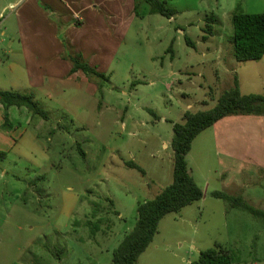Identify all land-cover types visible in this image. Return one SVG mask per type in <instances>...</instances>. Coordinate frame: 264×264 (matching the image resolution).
Returning a JSON list of instances; mask_svg holds the SVG:
<instances>
[{
    "label": "rangeland",
    "instance_id": "1",
    "mask_svg": "<svg viewBox=\"0 0 264 264\" xmlns=\"http://www.w3.org/2000/svg\"><path fill=\"white\" fill-rule=\"evenodd\" d=\"M165 1L178 11L171 19L137 0L114 60L92 67L107 78L92 77L95 95L86 84L64 83L49 88L51 99L47 89L35 98L49 114L39 139L0 162V264H112L138 204L173 181V125L188 111L212 109L234 78L242 95H264V58L238 63L231 43L233 13H264V0ZM212 15L215 34L204 40ZM257 122L263 128L264 116L232 115L197 137L187 160L204 197L166 216L137 264H192L217 244L234 249L241 264H264V224L209 194L229 188L264 206Z\"/></svg>",
    "mask_w": 264,
    "mask_h": 264
},
{
    "label": "crops",
    "instance_id": "2",
    "mask_svg": "<svg viewBox=\"0 0 264 264\" xmlns=\"http://www.w3.org/2000/svg\"><path fill=\"white\" fill-rule=\"evenodd\" d=\"M136 3L137 0H0V91L32 94L38 99L39 92L47 89L51 99L53 88L64 83L79 87L83 83L88 86V93L95 95L97 85L92 77L82 71L73 72L67 45L72 54L83 56L91 67L98 69L110 63L136 18ZM227 67L237 68L232 63ZM8 115L11 127L5 130V109L0 103V152L22 156L21 146L37 141V132L47 123L43 119L36 122V116L25 107L11 106ZM259 130L263 133L264 127ZM250 142L248 147L252 146ZM259 151L252 148L255 155L250 159L260 164ZM223 192L237 196L229 188ZM238 195L264 211V206H256L247 194ZM227 208L240 210L228 203ZM230 250L238 256L234 249Z\"/></svg>",
    "mask_w": 264,
    "mask_h": 264
},
{
    "label": "trees",
    "instance_id": "3",
    "mask_svg": "<svg viewBox=\"0 0 264 264\" xmlns=\"http://www.w3.org/2000/svg\"><path fill=\"white\" fill-rule=\"evenodd\" d=\"M150 7L151 14H158L171 19L178 11L168 6L165 0H143ZM215 16L207 18L205 36L215 34L213 28L218 23ZM233 36L231 43L234 57L238 63L259 61L264 58V13L246 14L237 9L232 15ZM188 46L194 48L195 44L186 36ZM68 57L72 61L73 72L82 71L88 77L107 80L106 76L92 68L81 57L70 52L67 45ZM172 46L169 52H172ZM0 103L5 109L4 129L11 127L8 110L11 106L25 107L32 116L45 121L49 114L35 101L32 94H21L13 91H0ZM232 115L264 116V95H242L239 81L234 78V86L225 91L218 99L216 105L206 111L186 112L182 123L173 125V139L171 147L174 153L173 181L164 188L154 199L140 202L137 207V221L134 228L124 236L119 246L114 250L112 264H137L140 257L152 244L159 232L161 221L170 214L181 212L186 207L199 202L204 192L197 184L189 171L187 157L190 154L197 137L205 130L212 128L219 121ZM79 152L85 158L86 154L79 146ZM7 157V153L0 152V162ZM130 169L139 171L143 176L145 171L134 162H126ZM210 196L223 200L231 208L240 209L263 220L264 211L251 206L241 195H230L223 191H213ZM238 256L230 249L221 245L202 251L197 261L192 264H238Z\"/></svg>",
    "mask_w": 264,
    "mask_h": 264
}]
</instances>
